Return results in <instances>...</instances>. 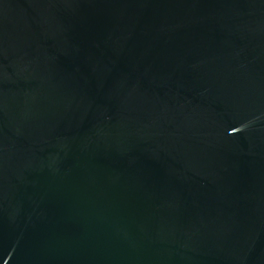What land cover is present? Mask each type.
<instances>
[{"label":"water","instance_id":"obj_1","mask_svg":"<svg viewBox=\"0 0 264 264\" xmlns=\"http://www.w3.org/2000/svg\"><path fill=\"white\" fill-rule=\"evenodd\" d=\"M0 264H264V0H0Z\"/></svg>","mask_w":264,"mask_h":264}]
</instances>
